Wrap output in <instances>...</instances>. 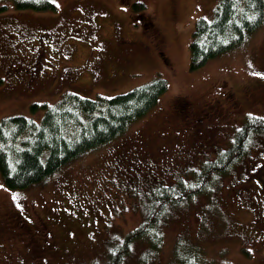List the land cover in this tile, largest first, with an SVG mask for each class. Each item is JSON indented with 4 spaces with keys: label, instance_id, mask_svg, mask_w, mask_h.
I'll return each instance as SVG.
<instances>
[{
    "label": "rangeland",
    "instance_id": "1",
    "mask_svg": "<svg viewBox=\"0 0 264 264\" xmlns=\"http://www.w3.org/2000/svg\"><path fill=\"white\" fill-rule=\"evenodd\" d=\"M52 3L54 10L36 12L8 6L0 11V119L23 115L38 122L43 110L32 112L30 105H53L67 92L95 99L125 93L155 77L167 82V91L157 104L124 135L78 157L45 182L10 190L0 177V219L13 220L9 212L14 210L30 222L45 224L36 226V238L46 251L62 252L64 258L61 261L53 254L49 264H105L107 252L142 223L143 207L153 191L144 182L135 185L138 182L129 181L130 174H135L130 166L142 176L141 164L130 160L158 161L153 172L164 183H173L172 177H164L166 169L160 158L170 159L175 168L181 160L168 152L175 134L178 140L185 135L177 102L186 103L193 112L214 108L226 119L246 108L253 112L263 108L252 94L256 90L253 83L264 75V22L235 48L190 70L189 44L195 22L198 18L212 20L218 0ZM12 26L21 30H9ZM39 52L44 53V62L49 57L54 61L51 71L38 57L33 60L32 73L29 66L16 61L22 62L27 55L31 59ZM20 73L32 74L41 84L12 85V76ZM230 92L238 101L221 100ZM163 131H167L165 137ZM115 157L124 158L129 166L124 176L117 174ZM220 186L213 188L218 195L223 191ZM207 196L202 206L195 200L171 209L161 224L163 235L157 251L152 252L157 243L152 233L133 243L122 264H182L188 256L194 264L262 263L252 248L242 244L238 249L240 237L230 232L227 220L211 205L215 194ZM66 222L71 228L67 231L62 225ZM182 223L190 229L182 228ZM68 248L73 254L68 255ZM10 252L3 261L4 254L0 256V264H17L12 257L15 251Z\"/></svg>",
    "mask_w": 264,
    "mask_h": 264
},
{
    "label": "trees",
    "instance_id": "2",
    "mask_svg": "<svg viewBox=\"0 0 264 264\" xmlns=\"http://www.w3.org/2000/svg\"><path fill=\"white\" fill-rule=\"evenodd\" d=\"M8 6L15 10L36 12L55 9L52 0H0V11L6 10ZM263 22L264 0H218L212 20L198 18L195 22L189 44L190 70H196L209 60L235 48ZM167 88L165 79L155 77L141 86L111 97L97 96L95 99H89L67 92L53 105H30L32 112L43 110L38 122L23 115L0 119V177L4 185L10 190H22L41 184L78 157L124 135L132 124L142 119L157 104ZM182 103L184 102H177L179 106ZM166 132H162L163 137ZM263 132L264 117L249 115L244 118L228 150L221 152L213 162L203 164L200 171L182 175L177 172L180 167L175 168L167 162L168 167L162 172L166 173L164 177L169 176L173 178V182L177 181L173 185L164 183V178L153 176L151 171L158 166L150 164L148 158L140 162L138 159L130 160L141 164L139 172L142 176L136 173L134 166L129 167L124 158L123 161L121 157L113 158L119 177L124 176L130 168L135 174H130L129 181L138 182L135 185L144 182L148 190L153 191L143 207L146 214L143 215L142 223L125 234L121 242L107 252L105 264H122L133 243H140L152 233L157 239V243L152 246V252L157 251L163 235L160 231L161 224L165 222L163 220L168 212L195 200L201 201L202 206L204 201L208 200L207 194L211 193V190L214 192V187L223 186L222 177L230 171L238 158L245 154L253 135ZM171 151L173 145L168 148V152ZM120 162L126 167L120 166ZM181 168L183 170V167ZM9 214L26 223L25 218L16 211L13 210ZM2 221L0 219L1 223ZM183 224L182 228L190 229V226ZM25 225L32 228L40 225L42 228L45 224L30 222ZM62 225H65V231L71 229L67 222ZM9 242L14 246L16 240L13 237ZM38 243L45 250L39 241ZM20 244L21 242H17V245ZM5 245L0 243L1 247ZM51 250L50 245V252ZM46 252V256L40 257L45 258L44 262L38 258L35 264H49L48 257L54 253ZM67 252L68 255L73 254L72 248H68ZM54 255L61 261L64 259L62 252ZM182 264H194V260L188 256Z\"/></svg>",
    "mask_w": 264,
    "mask_h": 264
},
{
    "label": "flooded vegetation",
    "instance_id": "3",
    "mask_svg": "<svg viewBox=\"0 0 264 264\" xmlns=\"http://www.w3.org/2000/svg\"><path fill=\"white\" fill-rule=\"evenodd\" d=\"M14 27H8V29L11 31L20 29ZM7 34V36L10 35ZM42 55L44 53L39 52L31 59L30 55H27V58L22 62L18 59L16 61L24 64V66H29V72L32 73L34 70L33 60L38 57L39 61L46 64L48 71H51L50 66L54 64V61L48 60L49 57L45 60L46 63L42 60ZM16 61L12 59L10 62L15 65ZM71 75H74L73 71H71ZM11 84L37 86L41 83L32 74L20 73L14 78L12 76ZM253 86H256V90L252 94V99L263 107L258 110L259 112H253L246 108V110L237 113L234 118L226 119L220 113L214 112L212 110L214 108L211 107L193 112L190 111L186 103L179 106L180 126L182 127V134L185 135H180V140H178V135L175 134L176 140L172 144L173 151L171 153L174 155L176 153L181 159L177 165V168L180 167L177 172L182 175L191 174L194 167H197L195 171H200L203 164L213 162L221 152L228 150L246 116L264 117V75L257 77ZM235 96L234 92H230L221 100L224 101V99L229 98L233 102L238 101ZM185 125L187 126L186 129L184 128ZM248 146L245 154L238 158L230 171L222 177V194L218 195L213 192L215 196L211 205L212 207L215 206L216 212H219L227 220L230 232L236 237H240V239L238 238V249L240 250L242 244L252 248L259 254V259L262 262L260 264H264V132L254 134ZM161 160L164 162L163 169H167V162L172 164L170 159L165 160L161 157ZM150 164H157L155 167L159 165L156 160H151ZM181 167H183V170ZM153 171L154 169L151 173L157 177V174ZM175 183H177L176 180L172 185ZM225 201H229V203L226 204ZM2 220V223L0 222V243L6 245L0 248V256L4 253L10 255V251H15V255H12V257L17 264H35L38 258L44 256V250L36 238V228L25 225L30 223L29 220L25 218L26 223H24L19 217L15 216H13V220L5 222L6 224L3 223L5 220ZM13 237L16 240V246H12L9 242ZM245 241L252 246H247ZM17 242H21V244L17 245ZM4 256L1 257L2 261L5 260ZM40 260L44 262L45 258H40Z\"/></svg>",
    "mask_w": 264,
    "mask_h": 264
}]
</instances>
